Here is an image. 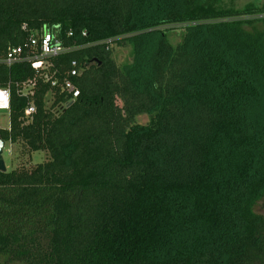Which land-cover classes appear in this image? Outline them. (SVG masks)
I'll list each match as a JSON object with an SVG mask.
<instances>
[{"label": "trees", "instance_id": "obj_1", "mask_svg": "<svg viewBox=\"0 0 264 264\" xmlns=\"http://www.w3.org/2000/svg\"><path fill=\"white\" fill-rule=\"evenodd\" d=\"M263 14L221 0H0V56L46 27L72 48L48 58L49 75L80 71L73 100L28 61L0 64V136L25 161L0 171V264H264ZM128 44L134 63L119 65Z\"/></svg>", "mask_w": 264, "mask_h": 264}, {"label": "built area", "instance_id": "obj_2", "mask_svg": "<svg viewBox=\"0 0 264 264\" xmlns=\"http://www.w3.org/2000/svg\"><path fill=\"white\" fill-rule=\"evenodd\" d=\"M26 28L27 27L24 24L23 29ZM68 35L71 36L72 32H68ZM70 50H72V48L64 46L52 30L44 27L41 30L32 32L23 45L10 46L6 53L0 56V64H5L10 67L15 63L28 61L39 74L44 75L47 81L51 80L52 87L60 86L61 90L63 92H67V95H71V98L74 100L79 95L80 91L79 88L72 82L70 77L80 74L79 69H77V62H72V68L68 71L66 77L63 78L61 84L58 79L49 75V68L52 65L48 58L58 56ZM23 85L26 86L22 91L25 96L34 93L33 81L29 80L28 82L23 83ZM10 100V86L0 87V114H3V112H1L2 110H7L6 113L9 114ZM35 111L36 107L34 103H30L25 109V114L28 116ZM7 144L8 143L6 142L3 152L5 151ZM8 151L11 154V148H8Z\"/></svg>", "mask_w": 264, "mask_h": 264}, {"label": "rangeland", "instance_id": "obj_3", "mask_svg": "<svg viewBox=\"0 0 264 264\" xmlns=\"http://www.w3.org/2000/svg\"><path fill=\"white\" fill-rule=\"evenodd\" d=\"M250 5L256 7L264 6V0H221V6L223 8H232V9L241 10L244 9L246 6H250ZM252 19L255 21L253 26L256 29L264 32V14L254 15ZM182 26L183 25H173V26L163 27V29L170 28L169 30H167V34L172 44H176L178 41L181 40V36L183 33ZM246 28L248 30H252L251 26H246ZM113 57L119 65L128 66L129 64L134 63L135 55H134L133 47L130 44L126 46H115ZM52 101H53L52 94L49 93L47 95V106H50L52 104ZM9 124H10L9 114L8 113L0 114V127L5 128L8 127ZM8 148H10V145L7 144L5 151L3 152V157L5 160L7 170H11L12 167L14 166L11 160H13V162L15 161L16 163L20 161L24 163L25 161H22V159L18 157L19 150L17 146L13 147L11 154L8 151ZM47 157L48 154L46 152H40V151L36 152L33 154L32 160L28 165H33L36 162L43 161L47 159ZM256 211L264 215V199L258 202L256 206Z\"/></svg>", "mask_w": 264, "mask_h": 264}, {"label": "water", "instance_id": "obj_4", "mask_svg": "<svg viewBox=\"0 0 264 264\" xmlns=\"http://www.w3.org/2000/svg\"><path fill=\"white\" fill-rule=\"evenodd\" d=\"M68 105H67V107H68ZM1 112L6 113L7 110H2ZM5 143H6L5 140L0 136V171H2V172H6L7 171L5 160H4V157H3V150H4V147H5Z\"/></svg>", "mask_w": 264, "mask_h": 264}]
</instances>
